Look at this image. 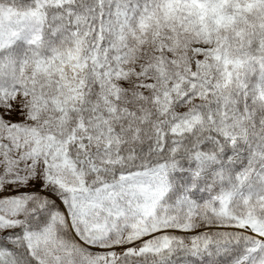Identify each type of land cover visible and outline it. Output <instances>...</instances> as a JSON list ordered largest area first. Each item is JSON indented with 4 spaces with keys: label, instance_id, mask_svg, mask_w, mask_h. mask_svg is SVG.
Instances as JSON below:
<instances>
[{
    "label": "snow or ice",
    "instance_id": "1",
    "mask_svg": "<svg viewBox=\"0 0 264 264\" xmlns=\"http://www.w3.org/2000/svg\"><path fill=\"white\" fill-rule=\"evenodd\" d=\"M194 258L264 264V0H0V264Z\"/></svg>",
    "mask_w": 264,
    "mask_h": 264
},
{
    "label": "rangeland",
    "instance_id": "2",
    "mask_svg": "<svg viewBox=\"0 0 264 264\" xmlns=\"http://www.w3.org/2000/svg\"><path fill=\"white\" fill-rule=\"evenodd\" d=\"M169 13H172V9L169 8ZM166 18H167V14H166ZM221 20L218 19L217 20V24H220ZM187 27L185 28V31H187ZM215 42V36L212 37H198L196 38V43H202L205 45H209V44H214ZM159 43H161V41L158 39L156 40V44L159 45ZM175 52L174 55L176 56H180L181 55V48L184 49L185 52H187L188 54H191V50H196V51H200L201 49L199 47H194L193 43H187L184 45L179 44L178 41H175ZM23 47V44L21 42L17 43V50H21ZM145 48L146 49H152L153 48V40L152 38H147V41L145 43ZM231 156V151L230 149L225 150L224 153L221 154L220 158H218L216 161H214V165L218 166V173H216L217 171H212L210 173V165L205 169L204 173L199 177V178H194L192 176V174L188 171V169L190 168V166H188L186 163L184 162H179L178 166L176 168H173L171 170H169V172L167 173L168 176V181L169 184L171 185L170 191L166 194L167 198L169 200L173 199L178 193H180L181 191H183L185 188H189L190 195H193V199H207L209 196V193L211 190L209 187V182L207 181L206 178L210 179L212 177H218L219 180V176L221 174L224 175L225 177V182L223 184H221L220 180L218 182V187L215 188V191H219L221 188H227L228 187V183H227V178L228 177H236L238 174H240V172H243L247 166H248V159L246 157V166L244 167L243 170H241L240 172H234L235 169H230L229 167H226L227 165V161H228V157ZM260 166L257 165V173L260 172ZM256 176L255 174L253 175V179H255Z\"/></svg>",
    "mask_w": 264,
    "mask_h": 264
},
{
    "label": "trees",
    "instance_id": "3",
    "mask_svg": "<svg viewBox=\"0 0 264 264\" xmlns=\"http://www.w3.org/2000/svg\"><path fill=\"white\" fill-rule=\"evenodd\" d=\"M228 149H230L231 156H232L233 155V151H232V147L230 145H228V146L225 147V150H228ZM245 161H246V155H242V156H240L238 158H235V159H232V160H229L228 159L227 164H226L227 165L226 167H229V168L231 167L230 169H232V168L235 169L234 172H240L241 170L244 169V167L247 164ZM179 162H184L188 166H190L187 161L181 160ZM213 163L210 164V167H211L210 168V173L212 171H217L216 173H218V166L217 165H214ZM216 176L215 177H212L210 179L206 178L207 181L209 182V186H211V189H215V188L218 187L219 180H218V177H216ZM194 259H196L198 261V264H203L202 258H194Z\"/></svg>",
    "mask_w": 264,
    "mask_h": 264
}]
</instances>
